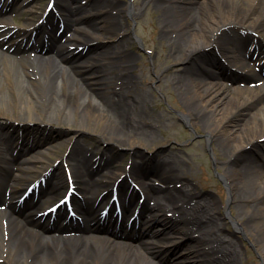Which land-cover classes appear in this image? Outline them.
<instances>
[{
  "label": "bare ground",
  "instance_id": "1",
  "mask_svg": "<svg viewBox=\"0 0 264 264\" xmlns=\"http://www.w3.org/2000/svg\"><path fill=\"white\" fill-rule=\"evenodd\" d=\"M104 1L107 8L117 12L109 17L111 23L97 13L99 0H56L55 8L60 16L54 17L50 12L47 22L36 26L30 23L27 30L16 29L4 10L0 11V117L6 118L12 127L21 124L22 130L30 132L24 136L27 143L31 132L38 131L57 145L65 144L71 149L66 159L61 155L55 159L49 156L57 155L58 146L47 152H34L22 159L15 170L12 148L19 132L0 126V206L3 207L0 264H161L156 260L159 253L173 249L190 236L195 242L187 245L182 264H189L184 261L191 258L196 264H239L240 252L235 242L222 232L220 219L226 221L229 216H217L216 199L200 198L195 191L175 182L184 176L183 171L175 176L171 174L181 163L175 154L163 157L160 166L155 167L158 177L167 184L174 183L177 194L173 189L160 192L156 188L158 182L148 181L141 211L128 226L113 224L116 205L104 209L117 180L100 175V170L114 159L108 145L114 142L135 149L143 143L132 138H156L154 128L148 124V110L144 106L138 109L142 95L130 97L124 91H117L122 79L118 72L129 64L112 66V63H130L128 58H134L129 52L131 44L119 39V34L127 30L119 13L133 17L138 8L132 3ZM161 1L167 3L159 7L162 37L171 50L179 52L178 59L187 62L192 56L205 58L202 53L208 49L211 51L207 55L215 58L214 62L204 63L206 67L201 70L190 62V68L185 66L176 72L187 113L183 118L188 124L203 125L208 146L213 145L217 161H225L221 177L238 210L236 219L241 221L245 232L249 236L254 232L264 233V78H261L264 76V0H197L193 3L195 8L187 7L189 0ZM20 5L14 11L35 7L34 2ZM186 8L192 11L184 18ZM189 18L194 25L192 29L187 26ZM68 29L72 32L69 38L65 36ZM29 33H35L33 42ZM41 39L47 42L41 43ZM54 43L64 48L57 50ZM91 44L97 46L93 56L68 63L71 54ZM254 59L262 62L259 66L263 72L255 74L247 70L248 62ZM101 63L99 73L94 72L90 77L99 75L97 80L91 79L90 89L73 73L74 69L85 70L87 66L93 70ZM220 69L225 72H218ZM239 79L244 83L237 84ZM9 95L13 96V108L9 105ZM74 114L86 120L92 118L95 123L92 127L70 123L68 118ZM57 126L76 132L60 138ZM97 126L101 129L106 162L94 169L87 142L75 136L82 133L85 137ZM31 149L36 146L33 144ZM64 162L73 167L75 184L81 194V198H68L80 203L87 225L72 219L61 223L67 218L61 207L57 211L56 205L41 207L67 189L68 181L61 174ZM53 166L56 169L51 176ZM144 169L145 165L138 162L129 171L117 167L122 172L120 176L125 175L117 191L123 190L129 176L143 174ZM40 177L46 180L44 186H38ZM32 192L29 199L22 200ZM137 200L138 197L131 196L129 207L136 205ZM52 210L51 214L47 213ZM146 210L151 212V218L142 217ZM158 227L164 228L162 242H149L151 235H157ZM195 232L199 233L197 239ZM254 242L264 257V239Z\"/></svg>",
  "mask_w": 264,
  "mask_h": 264
},
{
  "label": "rangeland",
  "instance_id": "2",
  "mask_svg": "<svg viewBox=\"0 0 264 264\" xmlns=\"http://www.w3.org/2000/svg\"><path fill=\"white\" fill-rule=\"evenodd\" d=\"M22 1L23 0H18L17 4ZM33 1H37L36 10L27 9L23 11V13L12 14L11 21L17 28L26 27L28 22H36L39 13L46 8L49 2V0ZM121 1L131 2L136 5L138 10L136 15L126 18L129 30L119 35L121 41H128L131 44L129 52L134 55V58H128L130 63H112V66L122 65L123 67L129 64L127 69L124 67L122 71L118 72L122 79L119 80L120 86L117 88V91H124V93L130 97L138 94L142 95L138 109L140 110V106H144L145 109L148 110L150 119L148 124L154 128L153 130L156 133V138L154 137L152 140L132 138L137 142L140 141L143 143V146H139L135 149H128L126 146L121 147L117 143L111 142L108 148L112 149L111 153L114 156L113 163L123 167L130 166V164L132 165L135 162L143 163L145 165L144 173L138 175L141 179L149 176H157L156 170L158 168L155 166H160V159L171 154L177 155L178 158L181 159V163L178 166L179 169L171 174L175 176L183 171L184 176L175 182L181 183L180 185L184 186L186 189L195 191L199 194L200 198H214L218 201L219 209H216V212L218 211L217 216L221 218V215H228L230 218L226 221L220 219V222H223L224 226L222 230L223 235L227 239L235 242L240 252L239 264H264V257L261 254V249L254 242L255 240H263L264 233L254 232L252 236H249L245 232L241 221L236 219L238 210L234 204H232V195L225 181L221 178V171L226 166L225 161H217L213 153V145L211 147L208 146L206 133L203 131V125H200V122L196 126L188 124L183 118L186 113L184 108L185 103L179 91L181 90V86L178 84L176 72L183 70L185 66L189 67L188 64H190V62L194 63V66L201 70L206 67L204 63L209 62V60L214 62L215 58L205 55V58H196V56H192L187 62L178 59L179 52L169 48L161 33V15L159 7H164L167 3L161 0ZM196 1L197 0H189L187 7L190 6L195 8L193 3ZM10 3L13 4V0H10ZM103 3L104 1L101 0L100 5H102V7L104 5ZM98 11L101 13L102 9L98 7ZM191 11V8L184 9V13L187 14L184 15V18L189 17ZM13 16H16V21H13ZM187 20V26L192 29V26H194L193 23H191L190 18ZM85 24L88 26L87 23ZM131 29L134 30L133 35L135 34L136 37L138 36L141 38L143 43L141 48L136 39H134L135 36L132 35ZM96 48L97 46L93 45L79 52L71 59V62H77L78 56H93L96 52ZM101 65H103V63L97 64L96 68L93 70H90V66H87L85 70L76 68L73 73L78 78L83 79L85 86L89 87L92 83L91 79L99 77V75L97 76L96 74L99 73V66ZM94 72L96 74L90 78ZM127 82L129 83L127 84ZM12 100L13 96L9 95L8 101L10 108H13ZM68 119L70 123H84L90 127L95 123L92 118L86 120L80 118V116L76 114ZM42 124L43 123L39 125L44 126ZM0 126L5 130L12 128L15 132H19L17 134L20 136V139L18 140L17 148L14 150V155L16 157L18 152L22 155L17 159L26 156L31 157L34 152H45L50 147L57 146L55 144L51 146L44 140L46 138L41 139L40 135H37L39 133H35L34 131L31 132L33 136L30 138L29 143L25 142L24 136L30 132L22 130L21 124H16L12 127L9 121L4 117H0ZM57 128L60 130V138H67L73 132H76L68 127L57 126ZM99 131H101L100 126H97L93 133H88L85 137H82L84 134L79 133L76 134L75 138L85 139V142L92 148L93 155L102 153L104 147L101 146V141L103 139ZM33 144L38 147H36V149H31ZM58 147L59 150L56 151L57 155L51 156L53 159L57 158L59 155H67L69 152V148L66 147L65 144ZM107 171L112 170L108 169ZM61 174H65L64 169L61 170ZM108 174H112V172H108ZM159 178L161 179V177ZM173 184L168 185L171 188L170 190L173 189L172 192L177 194V192L174 191ZM127 189L128 185L126 184L125 190ZM146 214L149 216V213ZM245 218V220H247V215ZM248 226L250 227L251 225L248 223ZM163 229V227H158L157 235H151L149 242L156 243L154 240L162 242L163 236L161 235V231ZM197 236L199 237V233H194L196 239L198 238ZM194 242L191 236L186 237V240H181L173 249L167 251L163 250L165 253H159L156 256V260L161 264H182L183 254L187 251V245L190 243L192 245ZM200 247L203 248V245ZM262 247L264 248V244ZM184 262L196 264L192 258Z\"/></svg>",
  "mask_w": 264,
  "mask_h": 264
}]
</instances>
